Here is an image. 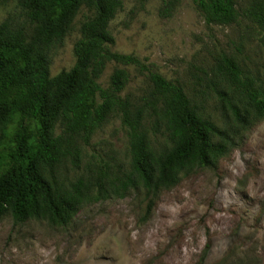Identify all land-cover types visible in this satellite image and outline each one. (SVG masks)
Wrapping results in <instances>:
<instances>
[{
	"label": "rangeland",
	"instance_id": "374dc122",
	"mask_svg": "<svg viewBox=\"0 0 264 264\" xmlns=\"http://www.w3.org/2000/svg\"><path fill=\"white\" fill-rule=\"evenodd\" d=\"M235 2L243 10L248 0ZM162 7L163 0H122L109 23L112 50L179 82L203 116L233 135L232 146L212 165L182 172L175 185L152 198L150 210L146 192L129 189L123 197L83 203L65 225L43 219L16 224L5 214L0 264H264V116L238 129L214 90L223 88L214 68L224 54L264 88L261 30L243 16L230 25L206 23L192 0H178L168 16ZM92 14L82 5L64 38L51 46L50 76L72 67L80 25ZM20 15L16 1H0V23ZM116 66L128 73L122 95L143 103L152 87L134 65L108 63L99 84L107 86ZM164 137L156 133L154 147L161 148ZM82 148L78 167L59 168L65 183L96 175L99 166L110 179L129 169L127 134L117 113Z\"/></svg>",
	"mask_w": 264,
	"mask_h": 264
},
{
	"label": "trees",
	"instance_id": "16d2710c",
	"mask_svg": "<svg viewBox=\"0 0 264 264\" xmlns=\"http://www.w3.org/2000/svg\"><path fill=\"white\" fill-rule=\"evenodd\" d=\"M12 1L21 20L0 23V218L9 214L16 224L43 219L65 225L83 203L110 194L123 197L129 189L145 191L150 210L152 198L175 185L182 172L212 165L232 146L233 135L203 116L179 82L132 54L112 50L109 23L122 0ZM177 1L163 0L161 14L170 15ZM192 2L206 23L249 19L264 44V0H248L243 10L235 0ZM82 5L93 14L80 25L74 64L50 76L49 50L64 38ZM110 62L146 72L152 88L143 103L122 95L128 82L124 68L112 70L106 87L99 84ZM214 69L224 80L223 88L214 85V90L238 129L264 116V88L244 74L235 58L222 55ZM110 113L120 116L126 130L129 169L110 179L99 166L96 175L65 183L59 168L79 166L83 145ZM158 132L165 136L161 148L152 140Z\"/></svg>",
	"mask_w": 264,
	"mask_h": 264
}]
</instances>
